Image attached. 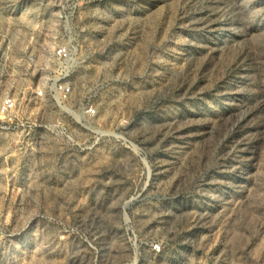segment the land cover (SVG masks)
Listing matches in <instances>:
<instances>
[{"label":"rangeland","instance_id":"obj_1","mask_svg":"<svg viewBox=\"0 0 264 264\" xmlns=\"http://www.w3.org/2000/svg\"><path fill=\"white\" fill-rule=\"evenodd\" d=\"M8 91L0 264H264V0H0Z\"/></svg>","mask_w":264,"mask_h":264},{"label":"built area","instance_id":"obj_2","mask_svg":"<svg viewBox=\"0 0 264 264\" xmlns=\"http://www.w3.org/2000/svg\"><path fill=\"white\" fill-rule=\"evenodd\" d=\"M76 47L70 41L57 44L49 51L48 65L45 67V80L32 88L30 95L38 101V104H46L51 109H56L60 104H68L73 95V87L68 79L76 71ZM15 93L6 92L0 99V114L14 113L23 104ZM80 113L83 116L93 117L96 109L92 105L85 104ZM159 250L157 244L153 245Z\"/></svg>","mask_w":264,"mask_h":264}]
</instances>
